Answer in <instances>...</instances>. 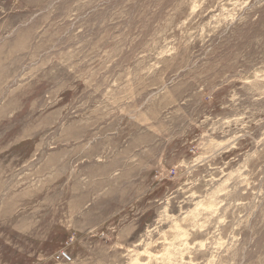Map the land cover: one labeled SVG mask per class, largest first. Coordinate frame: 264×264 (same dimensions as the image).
Here are the masks:
<instances>
[{
	"label": "rangeland",
	"instance_id": "1",
	"mask_svg": "<svg viewBox=\"0 0 264 264\" xmlns=\"http://www.w3.org/2000/svg\"><path fill=\"white\" fill-rule=\"evenodd\" d=\"M0 264H264V0H0Z\"/></svg>",
	"mask_w": 264,
	"mask_h": 264
},
{
	"label": "built area",
	"instance_id": "2",
	"mask_svg": "<svg viewBox=\"0 0 264 264\" xmlns=\"http://www.w3.org/2000/svg\"><path fill=\"white\" fill-rule=\"evenodd\" d=\"M62 256L66 257L65 254H61Z\"/></svg>",
	"mask_w": 264,
	"mask_h": 264
}]
</instances>
